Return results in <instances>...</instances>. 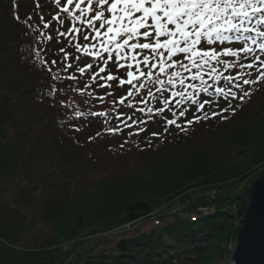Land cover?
<instances>
[{
	"label": "trees",
	"instance_id": "obj_1",
	"mask_svg": "<svg viewBox=\"0 0 264 264\" xmlns=\"http://www.w3.org/2000/svg\"><path fill=\"white\" fill-rule=\"evenodd\" d=\"M22 4L0 0V264H229L228 242L249 204L245 190H230L264 172V80L232 82L237 99L219 95L230 106L202 126H184L173 142L99 150L103 137L92 134V121L105 110L94 102L101 89L83 75L52 79L65 65L44 55L42 24ZM245 70L243 79H256ZM64 83L73 97L63 98ZM213 83L215 92L232 87ZM245 91L251 95L241 100ZM225 182L229 189L213 198L188 193ZM178 199L185 209L202 203L216 210L195 222L172 216L120 237L96 236Z\"/></svg>",
	"mask_w": 264,
	"mask_h": 264
},
{
	"label": "snow or ice",
	"instance_id": "obj_2",
	"mask_svg": "<svg viewBox=\"0 0 264 264\" xmlns=\"http://www.w3.org/2000/svg\"><path fill=\"white\" fill-rule=\"evenodd\" d=\"M53 3L59 5L60 0H53ZM60 14H63L70 24L79 26L70 27V32L79 34L84 41L92 45H86L82 53L81 48L74 45L77 53L88 55L95 49L93 60L100 59L103 53L106 57L105 64L114 63L118 70H125L126 79H118L111 74L103 77L109 82L116 81L117 87L127 84L136 93L141 89L154 87L156 92L168 93V86L176 89L178 81L181 88L193 89L195 93L203 92L207 95L208 89L212 87L209 81L223 79L235 88L238 85L233 84V81L251 85L264 80V59H261L264 56V0H65L64 6L58 8V14L53 16L52 20L63 23ZM41 22L44 29L50 27L49 23L43 22L42 17ZM39 35L44 36V33L40 32ZM59 36L67 38L65 32H59ZM234 41L242 44V47L238 50L230 47L215 50V45H230ZM205 48L207 50H202ZM145 52L148 55H142ZM37 56L39 57V53ZM113 57L114 59H109ZM222 58L231 59L226 61ZM63 59L68 61L69 56L65 55ZM242 60L251 62L243 63ZM118 61L125 63L117 64ZM41 62L43 63L42 59ZM55 63L52 61L53 65ZM141 64L146 71L141 69ZM216 65L229 70H253L257 74L256 79L221 75ZM70 67L72 65L65 64L66 69ZM91 67L92 65H88L81 68L80 75ZM133 68L135 73L131 70ZM105 71V67H99L91 79L95 81L96 77ZM248 75H252V72ZM52 79L62 77L54 74ZM73 79L71 75L67 77L69 81ZM186 80L189 83H185ZM136 81H139V87L134 83ZM191 82L198 84L194 86ZM100 86L109 87L108 84ZM216 94L237 99L235 94L224 93L221 88L216 89ZM132 95L133 92L129 91L118 103H124V100ZM148 95L153 96L154 93L148 91ZM185 95L190 102L195 103L192 100V92H171L174 99ZM250 95L251 93L245 91L240 99ZM99 99L103 100L104 97ZM163 103L168 105L171 100L166 99ZM180 103L181 100L176 99V104ZM127 107L132 108L133 105L129 103ZM185 110L186 105L179 115L183 116ZM160 111H164V108ZM199 119L195 122H199ZM168 124L176 125V121L169 120ZM183 130L186 131L187 128Z\"/></svg>",
	"mask_w": 264,
	"mask_h": 264
},
{
	"label": "rangeland",
	"instance_id": "obj_3",
	"mask_svg": "<svg viewBox=\"0 0 264 264\" xmlns=\"http://www.w3.org/2000/svg\"><path fill=\"white\" fill-rule=\"evenodd\" d=\"M109 2H111V0H109ZM64 3L65 0H60L59 5L54 4L53 0H23V4L20 8L23 7L24 13H26V15L30 14V16H33L35 19H39L40 22L42 17L44 23L50 24V27L48 29L43 28L44 34L46 36V41L44 42L43 46L44 55H48L49 57V54L51 53L52 59L56 62L55 67L61 68L62 65L65 64L72 65V67L70 68H65V71L61 73V77L67 78L69 75H71L74 79H78L80 77L79 70L81 68H85L88 65H92V67L88 71H86L83 76L87 82H92V86L90 88L95 87L101 89V91H97L96 93H94V102L96 101L98 104H102V107H105V110L102 112L104 113V115H100L101 117L92 121L94 124H96L92 128V134L97 135L99 137H103L102 142H98L99 150H105V147L109 143L115 144L114 146L119 149V152L125 151L126 149L131 148L134 145H141L146 143L149 144L150 142L156 144L164 143L165 145L166 143H169L171 141L173 142L174 140H176L177 137L180 136V133H182L184 126H202L204 120H207L208 117L214 116L215 114L217 115L220 113L221 109L223 110L225 107L230 106L229 103L223 104L222 98H219V95L216 94L213 87H210L208 89L207 95H205L203 92L196 93L194 95L195 92L193 91V89L181 88L180 84H177L176 89H172L169 85L168 93L158 92L157 95L154 94L153 96H149L148 91H151L153 93L156 91L153 90L154 87L150 89H141L139 93H136L135 90L127 84H125L123 87H117L116 81H106L105 79H103V77L107 74L114 75L118 79H126V75L124 74L125 70H118L114 63L105 64L104 59L106 57L103 53H101L100 59L93 60L92 56L95 54V49H93V51L88 55L81 54L86 45L88 47H91L92 45L90 42L84 41L82 39V36H80L79 34H75L69 31L70 27L76 28L79 26L75 24H70L68 20L64 19L63 14H60L63 23H59L57 21L52 20V17L58 14V8L63 7ZM76 14L78 15L79 13ZM41 24L43 27L42 22ZM59 32H65L67 38L59 36ZM88 34L91 35L90 32ZM140 42L142 43L144 41ZM74 45H78L81 48V53H77L75 51ZM225 47L230 46H222L220 50H223ZM234 47L236 48H234L233 50H238L241 48L237 45ZM61 49H63V52H61ZM65 55L69 56L68 61H64L63 57ZM142 55H148V53L145 52ZM76 57H78V59H76ZM83 59H87V63L83 64ZM109 59H114V57ZM230 59H227L226 61H230ZM242 62L246 63L247 61L242 60ZM116 63H125V61H118ZM101 66L105 67V73H101L99 76L96 77V80L93 81L91 77L98 71V68ZM216 67L219 69V73L221 75H226L229 77L237 75L240 76L242 79L245 78V68L230 69L229 72V69H224L220 65H216ZM141 69L146 71L145 69H143L142 64ZM131 70L135 73V68ZM205 79H207V77H205ZM213 82L214 81H209L212 86L214 84ZM233 82L236 83L238 81ZM134 83H136L137 87H139V81H136ZM185 83H189V81L186 80ZM191 83H193L194 86L198 84V82ZM101 84H108L109 87L102 88L100 86ZM84 86L85 84H81L80 89L82 90L76 91V93L82 92L85 88ZM229 87L230 88L224 89L225 93H230L234 91L232 89L233 87ZM72 88V86H69L64 83L61 90L64 99L70 96L73 97V93H75V91L73 92ZM179 90H181L182 92H192L194 96L192 100L195 101V103L190 102L188 100L187 95L183 97L178 96L175 99L172 98L171 92H181ZM129 91H132L133 95L125 99L124 103H118V101L123 99ZM109 93H111V95H109ZM80 97L81 96L76 97L75 100L80 101ZM100 97H104V99L101 100L99 99ZM163 99H169L171 100V103L168 105H164ZM176 99L181 100V103L179 105L176 104ZM129 103L133 105L132 108L127 107V104ZM108 105L109 107H107ZM185 105L187 110L184 111L183 116H180L179 113L181 110L184 109ZM201 105H203V107H201ZM161 108H164V111H160ZM197 118H200L199 122H195ZM169 120L176 121V125H180L181 127L168 124ZM151 121L152 124L149 128H145V130L140 129L146 124L151 123ZM189 121L193 122L189 124ZM137 126H140V128H137ZM114 134L116 136H113ZM259 176L260 173L259 171H257L249 174L248 177L244 180L236 182L234 189L231 188L230 190L231 195H233L234 193H238V190H246ZM229 186L230 184L227 182L207 187L197 185L195 187H192L191 190L189 189L190 191L188 193L197 194L206 191H217V193H220L223 190L229 189ZM179 195H187V193ZM140 226L146 229L150 228L151 224L149 222H143ZM38 228L42 229L41 226ZM99 235L97 234L96 236ZM232 241L236 242V237L235 239H230V241L228 242V249L229 244ZM231 244L234 245V243ZM68 246L69 243L65 245L66 248ZM234 250H230L231 258L229 259V264H232V254Z\"/></svg>",
	"mask_w": 264,
	"mask_h": 264
},
{
	"label": "water",
	"instance_id": "obj_4",
	"mask_svg": "<svg viewBox=\"0 0 264 264\" xmlns=\"http://www.w3.org/2000/svg\"><path fill=\"white\" fill-rule=\"evenodd\" d=\"M244 193L249 204L241 219L232 264H264V172Z\"/></svg>",
	"mask_w": 264,
	"mask_h": 264
},
{
	"label": "built area",
	"instance_id": "obj_5",
	"mask_svg": "<svg viewBox=\"0 0 264 264\" xmlns=\"http://www.w3.org/2000/svg\"><path fill=\"white\" fill-rule=\"evenodd\" d=\"M216 194L217 191H206L203 193H199L200 197H211V198L215 197ZM184 203L185 202L179 199L174 200L172 203L163 205L140 219H137L132 222L124 223L118 227L103 232L98 237H104V238L120 237L124 234L134 232L135 229L139 227L143 222H149L153 225H159L162 223L163 218L172 217V216H179L181 218H185L188 219L189 221L195 222L199 218L203 216H207L216 210L214 206L206 205L202 203L196 205L191 209H185ZM231 243H234V245H232ZM235 246H236V242L232 241L229 244V249L233 251L235 249ZM72 257H74V254L69 258V260H72L73 259Z\"/></svg>",
	"mask_w": 264,
	"mask_h": 264
}]
</instances>
